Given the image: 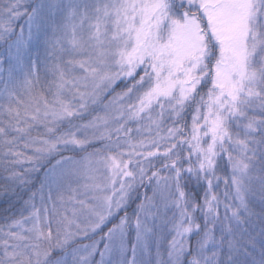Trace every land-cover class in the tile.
<instances>
[{
    "label": "rangeland",
    "instance_id": "1",
    "mask_svg": "<svg viewBox=\"0 0 264 264\" xmlns=\"http://www.w3.org/2000/svg\"><path fill=\"white\" fill-rule=\"evenodd\" d=\"M257 1L177 0L171 6L165 0H34L7 52V95L38 112L34 104L40 102L32 93L38 59L54 67L55 102L64 97L58 106L45 108L50 122L83 112L88 97L101 102L121 80L130 89L113 93L101 103L100 116L75 129L81 141L73 136L34 142L43 154L61 145L82 148L87 139L103 140L105 150L63 155L49 167L40 210L16 221L8 235L11 264H133L139 257L150 264L159 256V247L152 250L153 233L167 208L173 209L168 179L157 177L151 196L128 219H114L151 165L143 154L158 152L159 144L175 135L161 131L166 117H177L204 79L199 73L209 52L200 55L205 38L195 12L222 54L214 82L232 87L236 82L227 59L239 72L249 56L264 53ZM195 55L201 57L191 59ZM135 72L141 76L127 84ZM248 72L250 78L257 75ZM243 174L238 167L239 185ZM170 228L169 259L181 264L187 246L175 226ZM217 252L206 236L200 264H214Z\"/></svg>",
    "mask_w": 264,
    "mask_h": 264
},
{
    "label": "trees",
    "instance_id": "2",
    "mask_svg": "<svg viewBox=\"0 0 264 264\" xmlns=\"http://www.w3.org/2000/svg\"><path fill=\"white\" fill-rule=\"evenodd\" d=\"M176 1L165 3L172 6ZM34 3V0H0V264L12 263L7 255L12 225L40 210L47 171L55 160L63 155L105 150L103 140L87 139L82 148L74 147L75 150L61 145L43 154L34 142L73 137L84 121L102 114V102L115 92L130 89V84L124 85L121 80L101 95V102H91L88 97L83 112L50 122L45 108L58 106L64 97L55 102L58 93L53 86L54 67L38 59L32 93L40 102L34 104L39 113L30 110L15 94L7 95L4 87L9 45L28 19ZM257 11L260 23L257 36L262 40L260 48L264 49V0L257 1ZM195 14L202 23L205 38L204 53L200 55L209 52L199 73L204 79L182 104L181 113L173 119L166 117L161 131L173 130L175 135L160 143L158 152L143 154V158L152 161L151 165L128 206L114 220L116 223L121 216L128 219L130 211L151 196L157 177H163L172 185L173 209L167 208L160 230L154 227L152 250L159 247V256H153L150 264H174L169 259L172 225L187 246L181 264H200L206 236L217 245L214 264H264V53L249 56L246 62L250 65L244 64L239 72L227 59L236 84L229 87L215 83V65L222 54L206 31L200 12ZM165 16V22L169 23L170 14L167 12ZM251 70L256 71L255 78L248 75ZM143 74L147 79V72ZM135 76L127 84H133L141 75L135 72ZM71 104L79 105L77 101ZM238 167L244 169L240 185ZM44 247L48 248L47 242ZM141 261L136 258L133 264Z\"/></svg>",
    "mask_w": 264,
    "mask_h": 264
}]
</instances>
